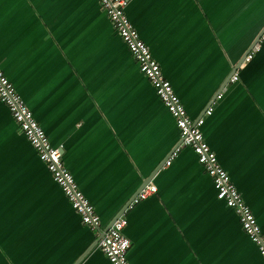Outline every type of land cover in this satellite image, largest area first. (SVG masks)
Returning a JSON list of instances; mask_svg holds the SVG:
<instances>
[{"label": "crops", "instance_id": "obj_1", "mask_svg": "<svg viewBox=\"0 0 264 264\" xmlns=\"http://www.w3.org/2000/svg\"><path fill=\"white\" fill-rule=\"evenodd\" d=\"M125 10L187 112L205 116V139L264 232V0H127ZM0 65L101 229L157 186L123 213L132 264H264L194 150L166 164L180 130L99 0H0ZM97 236L0 100V264H112Z\"/></svg>", "mask_w": 264, "mask_h": 264}, {"label": "built area", "instance_id": "obj_2", "mask_svg": "<svg viewBox=\"0 0 264 264\" xmlns=\"http://www.w3.org/2000/svg\"><path fill=\"white\" fill-rule=\"evenodd\" d=\"M99 1L102 9L137 61L140 70L146 75L156 93L175 118L180 130L181 142L171 152L166 160V164H171L173 158L177 156L182 147H191L196 153L198 161L211 175L217 196L236 211L242 228L257 245L258 251L264 258V232L262 227L253 210L246 203L242 193L232 181L230 174L220 164L216 152L205 139L202 131L205 116L201 115L200 117L193 118L187 112V109L175 92L171 81L164 75L160 63L153 56L150 47L128 18L125 10L127 0L126 2H122V0ZM262 39H264V31L258 42ZM258 42L245 54L242 61L236 67L231 76L232 81L239 79V71L247 65L253 58L254 53L260 48ZM0 100L6 104L19 130L31 142L39 158L46 164L53 179L61 186L71 205L81 216L82 221L99 235L101 217L94 204L81 190L73 173L65 165L61 147L52 144L46 131L36 119L32 110L18 92L14 83L6 75L1 65ZM212 111L213 106H210L205 113L206 115H210ZM156 190L157 186L155 184H147L130 205L145 199ZM127 223L128 220L125 215H120L114 220L105 235L98 242L99 247L107 255L112 264H132L128 259L131 240L125 233Z\"/></svg>", "mask_w": 264, "mask_h": 264}, {"label": "water", "instance_id": "obj_3", "mask_svg": "<svg viewBox=\"0 0 264 264\" xmlns=\"http://www.w3.org/2000/svg\"><path fill=\"white\" fill-rule=\"evenodd\" d=\"M262 34V33H261ZM261 36V35H260ZM260 36L258 37L257 41L259 40ZM251 50V49H250ZM62 152V149H61ZM150 181V179L148 180V182ZM147 182V183H148ZM145 186H143L142 188H144ZM142 190V189H141ZM140 191H138L136 193V195L130 200V202L123 208V210L120 213H117V215L114 217V219L103 229H101L100 227V231H99V235L97 236V241L96 244L99 242V240L105 235L106 231L109 229V227L112 225V223L114 222L115 219H117L120 215H122L124 213V211L126 210V208L131 204V202L133 201V199L138 195Z\"/></svg>", "mask_w": 264, "mask_h": 264}, {"label": "snow or ice", "instance_id": "obj_4", "mask_svg": "<svg viewBox=\"0 0 264 264\" xmlns=\"http://www.w3.org/2000/svg\"><path fill=\"white\" fill-rule=\"evenodd\" d=\"M122 2H126V0H122Z\"/></svg>", "mask_w": 264, "mask_h": 264}]
</instances>
